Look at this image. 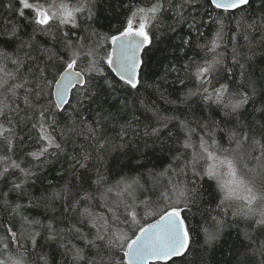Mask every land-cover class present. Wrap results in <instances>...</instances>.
<instances>
[{"label": "trees", "instance_id": "trees-1", "mask_svg": "<svg viewBox=\"0 0 264 264\" xmlns=\"http://www.w3.org/2000/svg\"><path fill=\"white\" fill-rule=\"evenodd\" d=\"M147 2L148 0H96L93 10H97V15L91 27L107 37L117 35V29L123 30L121 24L130 10L136 6H145ZM7 3L15 4L16 0H0V31L20 25L21 37L35 36L31 48L21 49L18 53L29 54L20 75L29 81L26 87L33 89V92L42 88L39 99L35 95L30 96L31 103L36 108L26 105L24 91L18 90L14 101L11 97L8 99L11 110L6 109L0 115V123L13 129L11 150L0 137V156H8V163L15 161L21 168L35 173L27 177L23 192L13 190L12 187L14 180L19 182L25 177L19 169L10 168L4 178L0 179V236L7 238L10 248L18 245L13 242L11 233L6 228L15 224L12 230L18 237L40 231L41 235L37 237L35 248L32 249L38 257L44 258L39 264H76L72 259L75 251L72 245L85 248L87 260L80 264H88L93 260L96 264H109L113 253L104 247L103 242H97L99 247H86L83 239L72 230L75 225L90 238L96 230L89 222L102 225L104 218L110 215L107 207H102L99 199H95L91 205L87 200L81 199L77 214L70 215L65 211L73 202L68 190L76 192L78 196L85 190L94 193L96 186L92 181L98 176H107L108 180L104 182L107 185L120 175L128 178V174L135 171L141 174L145 185L137 193L139 199L155 200L159 195L160 177L157 174L169 165L179 166L174 159L178 150L181 160L191 153L190 149L182 148L185 134L180 127V120L188 121L191 126H197V121H214L220 129L245 133L249 140L237 151L244 157L249 152L254 156L261 155L260 146L250 143L255 138L264 143V136H261L264 133V5L258 7V0H249L247 4L229 11L216 9L210 0H200L183 10L184 19H180L175 11L163 12L160 20L147 30L152 43L143 54L144 63L136 89L125 85L106 63H102L104 77L111 80L114 87L102 92L100 102L89 104L81 98L82 89L76 86L72 89L70 103L61 109L54 107L52 88L53 78L57 77L58 71H62V60L58 58H68L63 34L69 33L67 39L76 42L86 36L87 22H82L78 29H61L53 25L51 34L44 35L35 31L36 25L2 6ZM179 3L181 0H173V7ZM27 15L31 17L32 14ZM216 17L224 18L222 43L217 50L224 53V64L218 65L208 78L215 87H219L220 83H227L229 91L237 94L234 99H238L239 94L249 97L248 103L235 113L231 109H224L222 105L205 103L200 93L194 97L182 96L188 89L195 91L198 87L195 78L186 75L184 65L212 58L213 54L207 53L206 49L201 50L197 44L205 43L217 30ZM192 24L195 26L190 28L189 25ZM185 40L189 43L185 44ZM18 43L15 38H0V46L9 50L15 51ZM110 44V41L105 43V55L110 51ZM81 65H87V62L82 60ZM174 66L177 71L171 70ZM39 68L47 69L45 77L51 83H40L37 71ZM93 83L102 84L103 81L95 80ZM121 101L125 103L121 104ZM171 101L177 103L173 104ZM50 103L53 107L48 113L46 131L61 144L63 151L50 147L44 156L34 159L28 153L46 146L47 142L39 141V130L33 129L32 125L37 123L40 107L49 106ZM223 111H228L230 115L223 116ZM98 112L102 115L110 114V118L97 125L100 120ZM88 124L102 129L98 139H93L88 133ZM122 125L130 127H125L121 136ZM152 128L161 130L158 134L145 136V132L151 133ZM198 130L203 134L202 129ZM227 131L220 132V138L226 145L236 148L234 141L225 139ZM193 140H198V136L193 134ZM101 142H104V147L99 148ZM122 144L127 147L121 149ZM84 154L89 157L87 160L83 159ZM135 159H140L143 163L134 165ZM78 161L85 166L80 167ZM8 163L0 162V171ZM185 176L190 186H194L191 184L193 180L200 184V194L196 205L188 209L183 205L178 206L181 218L185 219V227L190 230V251L183 259L174 258L173 264H241V261H246V264H261L264 256L260 254L259 244L264 241V235L259 233L258 227L253 226V221L240 216L233 217L231 210L224 217L217 207L218 200L208 188L207 180L200 181L190 170H186ZM153 180L155 186H152ZM116 191L114 189L108 194L109 201L115 198ZM53 192H58V197L53 196ZM3 200H7L8 204H3ZM16 204L21 205L19 214L12 212ZM84 208L91 215H81ZM167 209L171 210L170 207ZM24 216L30 220H39L40 224H25L22 220ZM158 217L156 215L146 223L153 222ZM213 218L224 219L226 227L217 224ZM49 223L54 230L51 234L55 239L48 238ZM250 224L252 227H249ZM193 226L197 229L196 232L191 231ZM246 231L253 240L245 238ZM209 235L216 239L208 240ZM206 240L208 243H205ZM26 243L31 248V242ZM116 255L122 259V253Z\"/></svg>", "mask_w": 264, "mask_h": 264}, {"label": "snow or ice", "instance_id": "snow-or-ice-1", "mask_svg": "<svg viewBox=\"0 0 264 264\" xmlns=\"http://www.w3.org/2000/svg\"><path fill=\"white\" fill-rule=\"evenodd\" d=\"M211 2L216 9L229 11L247 4L249 0H211ZM57 4H59V9L61 10V15L64 20H66L68 17H71L73 11L79 10L78 8H73L69 0H16L15 4L7 3L2 6L8 8L21 18L29 17L27 14L31 13L32 15L29 18H31L32 22L37 26V29L41 28V26L46 29L50 26L49 9L55 8ZM160 7V4L156 3L152 4L151 7L137 8L136 11L132 12L131 16L127 17L126 20L122 22L121 27L123 30L117 29V35H111L110 37L103 36L97 40V44H99L101 41H103V43L110 41L112 46L111 51H108L102 59L96 58L94 48L89 47L87 51H84V46L88 45L89 37H83V45H78L76 42H73V40L68 39V42L74 51L72 56H68L67 60L58 58L62 60V71L57 72L58 78H53V81L56 84L54 92V107L56 109H61L66 104L70 103V101L67 99L70 86H79L82 89V92L80 93L81 98L84 101H87L89 104H96L100 102L102 92L105 89H111L114 87L111 80L105 79L103 74L104 68L101 66L102 63H106L108 67L111 68L112 72H114L119 77V80L125 85H130L131 88L136 89L137 84L139 83L138 76L142 71V65L144 63L143 54L146 52L148 46L152 43L149 38V31L145 30L146 24H148L151 19L148 14H155L159 12ZM182 8L183 5L181 3L176 4L173 7L175 14L180 17V19H184L182 15ZM138 16L139 19L137 27L136 21ZM152 18L158 19V17ZM194 26L195 24L189 25L190 28ZM252 26L253 25H249V27ZM14 33L15 25L12 26V34ZM220 34L221 33L218 31L217 38H219ZM66 36L68 37L69 33H66ZM184 43L188 44L189 41L185 40ZM216 43V40H213L211 43V48L215 49ZM7 55L8 54L5 52H0V57H6ZM16 55L19 57L18 53ZM25 55L27 57L29 54L26 53ZM90 56L93 57V59L89 60ZM233 59L235 60V57ZM82 60L87 62V71L81 68ZM22 62L23 61L19 58L14 61V63ZM218 63L219 61L215 59L212 63L206 62L204 65L197 63L194 72H192L193 77L200 85L197 91H202L204 100L210 103H215L218 106L222 105L225 109H231V112L235 113L236 110L248 103L249 97L246 94H239V98L234 99L233 97L237 94L231 93L229 91L228 84L220 83L219 87H215L211 79H206V77H209L215 72V66ZM184 67L185 69L191 71L192 63H188L184 65ZM240 67L243 68V65H240ZM171 70L177 71L176 68H172ZM37 71L40 83H51L47 81L45 77V72L47 71L46 68H39ZM95 80L103 81V83L94 84L93 81ZM182 82L183 81H181V83ZM28 83V80H22L21 83L16 86V89L24 91L25 95L23 99L26 105L31 108H36V105L31 103L30 96L35 95L37 99H39V97L42 95V88L39 91L33 92V89L26 87ZM204 85L211 87H204ZM16 89L13 90L14 95L17 94ZM191 94L192 92L190 90L189 95ZM124 103V101H121V104ZM52 107L53 105H51V103L49 106H41L39 110V116L36 118L37 123L32 125L33 129L39 130V141L47 142L46 146L40 147L37 151L28 153V155L34 159H39L41 156H44L50 147H54L61 152L63 151L61 144L57 143L56 140L53 139L52 135L46 131L48 126V113L51 111ZM101 108H103L102 103ZM3 109L4 102L0 101V115H3ZM97 116L100 117V120L97 121V125L102 124L103 121H107L110 118V114L102 115L101 112H98ZM9 123H11V120H9ZM125 127H130V125L121 126V136L124 134L123 129ZM180 127L183 129L185 134L182 148L185 150L194 149L192 140L193 129L188 124L183 122L180 123ZM98 128L99 127H93L91 125L87 128V131L91 135H95ZM99 129L102 131L101 128ZM201 129L203 130V134L199 143L200 150L193 151V159L191 161L194 173L195 169L199 166L200 160H204L206 157L207 160L212 161V163H210L207 168L208 175L216 176L220 180V186L226 193V198L239 200L242 205H245V207H241L234 211L233 215L248 218L246 219L248 221L255 220V223L259 225V233L264 235V208H260L258 210L253 206V202L257 199V197L253 194L252 188L250 187V181H245L244 179L240 178L232 159H229L228 156L221 158L209 150L207 146L208 141L204 138L206 135L205 130L208 129V125H204ZM5 133H8L9 135H5ZM158 133L159 129H152L153 135ZM11 134H13V129L5 128L2 124H0V137H2L7 143L9 150H11L12 146ZM169 135L171 136V133H169ZM229 140L235 142L236 148H234L232 151L233 154L238 157L240 152L237 150L242 149L243 144L249 140V137L247 134L242 132L230 131ZM251 144L253 146L259 144L261 148V155H253L252 159H255L257 161L258 168L261 171H264V143L261 141L257 142L252 140ZM179 158L180 154L178 150V154L174 157V159L179 160ZM83 159H88L87 154H84ZM9 161L10 157L0 156V162L8 163ZM78 163L82 168L85 166L79 161ZM8 164H10V166L13 168H19V165L15 161H11ZM222 168L224 169L223 174H221L220 171ZM4 171L6 170L3 169L0 172ZM21 171L25 174V176H30L31 174L25 169H21ZM252 171L255 172V169H252ZM159 175L163 176L164 173L162 172ZM102 182H104V177L100 175L97 178V183ZM137 183L138 181L129 180L128 178L117 181V194L119 195L120 192L132 189L133 185ZM22 184L23 181L20 184H14L13 190L23 192ZM4 195L7 194L5 193ZM53 196L58 197V192H53ZM259 199L264 201V195H262ZM2 203L7 205L8 201L3 200ZM170 208L171 210L166 208L164 212L159 215V218L155 219L153 223L145 224L144 226L140 227L137 232L133 233V238L126 241V246H122V260L124 264H173L174 258L183 259V257L187 255L188 251H190L188 243L190 230L185 227V219L181 218V209L178 206H170ZM20 210V204H16L15 207L12 208L13 213L19 214ZM81 215L91 214L88 212V209L85 208ZM131 215L134 216L135 213H132ZM257 216L259 217L258 219H256ZM213 219L216 220V218ZM22 220L28 225L40 224L39 220H30L26 216L22 217ZM216 223L222 225V221L220 220H216ZM14 227L15 224L6 228V231L11 233V236L13 234L17 235V233L12 230ZM47 227L50 232L49 239L55 238V236L51 234L54 231L52 229L51 223H49ZM249 227H252V225L250 224ZM73 231L79 232V229L73 228ZM218 231L219 229H217V232ZM26 235H33V233H26ZM244 235L247 239H254L247 231L244 233ZM213 238V235H209L207 237L208 240ZM61 246L63 247L64 245ZM72 248L75 250L73 253L75 259L79 260L81 258L82 249L76 247L75 245H72ZM259 251L260 254L264 256V241L260 242ZM111 259L112 258L109 260V264ZM13 264H21V261L15 260L13 261ZM89 264H91V262H89ZM241 264H246V261H241ZM261 264H264V261H262Z\"/></svg>", "mask_w": 264, "mask_h": 264}, {"label": "clouds", "instance_id": "clouds-1", "mask_svg": "<svg viewBox=\"0 0 264 264\" xmlns=\"http://www.w3.org/2000/svg\"><path fill=\"white\" fill-rule=\"evenodd\" d=\"M69 2L73 6V8H78L79 10L73 11L72 16L64 20L61 15V10L59 9V4H57L55 8L49 9L50 26L46 29L41 26V28L39 29L36 28L35 31L40 32L44 35H49L54 30L53 25H56L61 29L65 27L78 29L81 27L82 22H87L88 27L85 28V35L90 38L88 40V45L84 46V51H87L89 47L94 48L96 58L102 59L105 56V43L101 41L99 44H97L96 42L104 35L98 33L95 28L91 27L97 15V10H93V6L95 5L96 0H75V2H73V0H69ZM199 2L200 0H181V4L183 5L182 12L187 6L195 5ZM156 3H159L161 7L159 12L155 14H148L151 19L150 22L145 26V30L147 31L153 24H156L160 20L161 14L163 12L175 11L172 7L173 0H148L145 6H136L131 9L128 13V17L131 16L132 12L136 11L137 8L151 7L152 4ZM261 5H264V0H258V7ZM152 17H158V19ZM262 18H264V14H262ZM23 19L28 20L30 23L34 24L29 17H25ZM137 19H139V16L137 17ZM215 22L218 26L217 30L212 33V36L207 39L205 43H198L197 47L201 50L206 49L207 53L213 54L211 59H204L202 62H199V64L204 65L206 62L212 63L215 59L219 61V63L215 66V68L217 69L218 65L222 66L224 64V53L217 51L221 47L222 43L221 34L219 38H217V32L219 31L221 33V26L222 29L224 27V18L216 17ZM157 26L159 25L157 24ZM20 28V25H15L14 34H12V28L10 30L0 31V38H7L8 40H12L13 38H15L19 41V43L15 46V51L9 50L4 46H0V52H5L8 54L6 57H0V101L4 102L3 110L9 109L11 106L8 102L9 97H11L13 101L17 97L18 89H16V86L19 85L22 80H27L26 78H22L20 75L26 62V52L23 55H19V57H17L16 54L19 53L21 49H30L32 44L35 42V36H30L28 38L21 37ZM66 33L67 32H64L63 34L64 47L67 51V55L72 56L74 49L68 42ZM157 39H159V37H157ZM213 40H216L217 42L215 49L211 48V43ZM76 43L78 45H83V37L79 38ZM181 52L183 53V49H181ZM18 58L23 62L14 63V61H16ZM89 58V60L93 59V57L91 56ZM196 65L197 62H193L191 71L186 69V75L190 78L193 77L192 72H194ZM81 68L87 71V65H81ZM173 68H175V66ZM103 74L105 73L103 72ZM207 78L208 77H206V79ZM197 85L198 87L195 91H193L192 89H188L186 93H182V96H184L185 98L194 97L198 93H200L203 98L202 91H197V89L200 87L198 82ZM204 87L207 86L204 85ZM14 89H16V95L13 94ZM190 90L192 92L191 95H189ZM204 102L208 103V101L206 100H204ZM171 103L175 104L177 103V101H171ZM244 105L239 109H242ZM226 113L229 112L223 111L221 114L225 117L230 115V113ZM181 122L188 124L193 129L192 140L193 134L198 136V140H193L194 149H190V156H186L183 160H181V157L179 158V160H176L179 164L178 167L169 165L164 169V171H162L164 173L163 176L159 175L162 172L157 174L160 177L158 188L159 195L155 200H150L147 198L139 199L137 193L140 190H143L145 188V185L142 182L141 174L135 171L128 174V179L138 181V183L133 185L132 189L128 191L120 192L119 195L116 191L115 198L112 201L108 200V194L112 193L114 189L117 190V181L124 179L125 175H120L114 182L107 183V185H105L104 183L108 180L107 176H103L104 182L102 183H97V179L93 180L92 183L94 186H96V191L94 193L85 190L78 196L76 192L68 190V194L73 197V202L70 208H66L65 211L69 212L70 215L77 214L78 205L80 204L81 199L87 200L90 205L95 199H99L101 201V206L107 207L110 215L104 218V223L102 225L98 226L96 223H92L91 221L89 222L91 224V227L96 230L90 238L75 225L72 226V230L73 228L79 229V232L75 233L78 234L79 238L83 239L86 247H99L97 242H103L104 247L113 253L110 264H124L123 260L116 254L123 252L122 246H126V241L133 238V233L137 232L139 228L144 226L145 224H151L146 223L147 220L156 215L162 214L164 210L170 206L183 205L185 209H188L190 208V206L197 204V197L200 194V184L197 181L193 180L191 181V184L194 186H190V182L185 176L186 170H190L194 174V176L199 177L200 181L207 180L208 188L214 198L218 200L217 207L220 209L224 217L228 216L229 210H231L232 216L235 217L236 215H233V212L241 207H245V205H242L239 200L226 198V193L220 186V180L216 176L208 175L207 168L208 165L212 163V161L207 160L206 157L204 160H200L199 166L195 169L194 173V169L191 164V161L193 159V151L200 150L199 143L202 134L198 129L203 128L204 125H208V129L205 130L206 135L204 138L208 141L207 146L209 150L214 152L221 158L224 156H228L229 159L233 160L234 166L237 168L238 175L241 179L250 181V187L252 188L253 194L257 197V199L253 202V206L258 210L260 208H264V201H261L259 199L262 195H264V171H261L258 168L257 161L255 159H252L253 155L251 154V152L248 153L247 157H244L241 154H239L238 157L235 156L232 151L234 148L226 145L220 138V132L227 130L220 129L219 125L214 121H197V126H191L186 120H180V123ZM0 124L5 127L3 123ZM90 126L91 124H88L86 127L88 128ZM164 127H167V125H164ZM157 129H159V131L161 130L160 128ZM100 132L101 131L98 128L96 134L92 135V138L98 139ZM229 132L230 131H227L225 139L229 142H232L229 140ZM148 135H152V130L151 133L145 132V136ZM261 136H264V133H261ZM252 140H255L257 142L260 141L259 138H255ZM252 140L250 141V143H252ZM122 145L123 146L120 145L121 149H125L127 147V145L125 144ZM257 146H259V144H257ZM98 147H104V142H101ZM141 163H143V161L140 159H135L133 161L134 165H140ZM17 164L19 165V168H13L10 166V164H7V166L4 167L6 171L0 172V179L4 178L5 174L9 171L10 168L19 169L21 171V169L23 168H21V165L19 163ZM252 169H255V172H253ZM220 171L221 174H223L224 169L222 168ZM30 175H35V173H31ZM27 177L28 176H25L24 178L20 179L19 182H16L14 180L12 183V187L14 184H20L22 181L23 187V185L26 183ZM152 186H155L154 180L152 181ZM65 187L67 188V186ZM82 211L80 212V214L82 213ZM132 213H135V215H131ZM242 218L245 220L248 219L245 217ZM258 218L259 217L257 216L256 219ZM220 221H222V225H225L226 227L225 220L221 219ZM252 221L254 227H259V225L255 223V220ZM191 231H197L195 226L191 228ZM40 235V231H35L33 232V235H27L26 237H18L16 234H13V242L18 245L14 248L9 247L6 237L0 236V264H13V261L15 260L21 261V264H39L40 260H43L44 258L38 257V255L33 252L32 249L35 248L37 237H39ZM213 239L216 238L214 237ZM26 241L31 242V248L27 246ZM205 243H208V241L206 240ZM80 249H82L81 258L77 260L75 259L74 255L72 257L76 264H80V262L87 260V257L85 255V248ZM89 262H91V264H96L95 260Z\"/></svg>", "mask_w": 264, "mask_h": 264}, {"label": "water", "instance_id": "water-1", "mask_svg": "<svg viewBox=\"0 0 264 264\" xmlns=\"http://www.w3.org/2000/svg\"><path fill=\"white\" fill-rule=\"evenodd\" d=\"M211 1V0H210ZM212 3V2H211ZM243 6V5H242ZM231 10H233V9H231ZM111 44H110V51H111ZM116 75V74H115ZM117 76V75H116ZM118 77V76H117ZM58 78V77H57ZM55 88H56V84L54 83L53 84V88H52V95H53V99H54V102H55V96H54V92H55ZM74 87H72V86H70L69 87V94H68V96H67V99L69 100V98H70V95H71V92H72V89H73ZM159 218V217H158ZM157 218V219H158ZM155 221V220H154ZM153 221V222H154ZM153 222H151V223H153Z\"/></svg>", "mask_w": 264, "mask_h": 264}, {"label": "rangeland", "instance_id": "rangeland-1", "mask_svg": "<svg viewBox=\"0 0 264 264\" xmlns=\"http://www.w3.org/2000/svg\"><path fill=\"white\" fill-rule=\"evenodd\" d=\"M136 26L138 27V21H137V23H136ZM154 221V220H153ZM149 223H151V222H149Z\"/></svg>", "mask_w": 264, "mask_h": 264}]
</instances>
